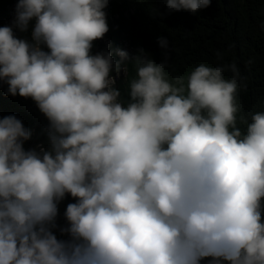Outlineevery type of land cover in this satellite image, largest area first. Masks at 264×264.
<instances>
[{
    "label": "clouds",
    "instance_id": "1",
    "mask_svg": "<svg viewBox=\"0 0 264 264\" xmlns=\"http://www.w3.org/2000/svg\"><path fill=\"white\" fill-rule=\"evenodd\" d=\"M211 2L165 0L168 13ZM109 3L18 0L0 27V81L48 121L26 150L31 131L0 118V264H264V112L237 126L236 63L170 80L164 36L160 63L142 48L92 54ZM128 63L123 100L112 73Z\"/></svg>",
    "mask_w": 264,
    "mask_h": 264
},
{
    "label": "trees",
    "instance_id": "2",
    "mask_svg": "<svg viewBox=\"0 0 264 264\" xmlns=\"http://www.w3.org/2000/svg\"><path fill=\"white\" fill-rule=\"evenodd\" d=\"M17 3L18 0H0V27ZM156 9L163 15H158ZM105 11L109 26L104 36L105 51L119 48L135 55L142 48L147 57L160 63L164 57L157 37L164 36L170 44L165 71L170 80L182 76L185 82L201 64L217 67L235 62L245 85L237 91V126L245 129L251 114L264 112V0H212L208 8L195 14L186 10L168 13L165 0H110ZM31 26L30 23L28 32ZM28 32L15 33L28 38ZM114 59L119 57L114 54ZM120 73L115 87L120 89L121 98L127 100L128 84L136 76L135 65L128 63L127 71ZM232 75L230 71L224 73L226 79ZM8 115H15L31 131L30 140L24 144L26 150L46 139L48 121L35 102L9 95L8 85L0 81V118ZM75 202L70 195L60 202L59 227L67 225L65 209ZM54 231L58 239H68L58 229Z\"/></svg>",
    "mask_w": 264,
    "mask_h": 264
},
{
    "label": "rangeland",
    "instance_id": "3",
    "mask_svg": "<svg viewBox=\"0 0 264 264\" xmlns=\"http://www.w3.org/2000/svg\"><path fill=\"white\" fill-rule=\"evenodd\" d=\"M14 19H15V10H12L10 12L9 17L6 19L5 23L3 24V26H12ZM14 32H19V30L14 28ZM28 38L31 39V29L28 32ZM106 43H107V39L105 37H103V39L94 41L93 48H92V54H96L99 52H106L104 50L106 48ZM113 76L115 77V80H118L119 77L121 76V73L119 74L115 73V75ZM201 264H208V263L206 260H202Z\"/></svg>",
    "mask_w": 264,
    "mask_h": 264
}]
</instances>
